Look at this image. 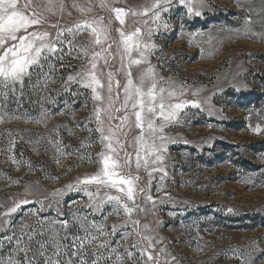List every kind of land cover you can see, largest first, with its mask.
Returning a JSON list of instances; mask_svg holds the SVG:
<instances>
[{
  "label": "rangeland",
  "instance_id": "rangeland-1",
  "mask_svg": "<svg viewBox=\"0 0 264 264\" xmlns=\"http://www.w3.org/2000/svg\"><path fill=\"white\" fill-rule=\"evenodd\" d=\"M72 2L67 0L69 7L61 26L84 19L70 7ZM150 3L151 0H118L116 6L138 8ZM209 4L204 18L187 23L183 33L173 26L159 39L153 37L159 47L158 59L153 57L152 63L162 76L177 85L183 84L186 93L181 99L198 100L202 109H185L189 115L178 125L165 129L177 142L168 145L165 171L153 172L147 189L156 203L154 208L151 202L146 203L150 211L141 223L151 222L155 228L152 235L161 241L155 247L165 250L153 252L154 256L159 255L160 264L166 260L167 264H243L238 258L241 254H264L259 251L264 250V162L259 158L264 154V136L251 130L257 123L264 127V121L258 119V113H264V37L247 38L230 30L241 26L245 16L250 15L253 30L264 32V21L255 23L264 17L260 11L264 3L209 0ZM249 8L250 13L246 11ZM113 26L117 27L118 22ZM74 43H86V35L78 36ZM76 57L77 50L66 48L62 62L52 61L54 70L42 91L27 86L23 95L17 94L16 101H8V115L16 118L8 121V115L0 113L6 121L0 124V213L14 201L25 198L43 201L45 205L51 202V207L37 216L31 213L39 208L38 203L22 206L14 214V221L23 218L24 222L34 224L43 217L47 227L49 221L58 218L57 208L63 213L59 219H71L73 212H90L86 207L90 203L88 194L66 190L77 178L98 170L99 165L87 157L95 160L102 150L99 134L88 130L95 124L93 101L87 90L70 82V91H64L67 77L84 66L83 59ZM193 92L198 94L193 96ZM42 112L49 118L36 123ZM40 137V144L29 143ZM49 138L65 145L59 162L48 144ZM11 139L15 144L9 152ZM12 157L20 163H14ZM142 175L143 187L147 175ZM29 190L31 195L25 196ZM61 190L64 195H53ZM138 202L143 203V198L138 197ZM110 208L105 205L106 210ZM101 215L96 212L89 219L100 221ZM126 219L123 214L106 218L107 226L117 225L112 242L119 241L121 252L137 239L135 235L129 240L119 238L126 230L121 227Z\"/></svg>",
  "mask_w": 264,
  "mask_h": 264
},
{
  "label": "snow or ice",
  "instance_id": "snow-or-ice-1",
  "mask_svg": "<svg viewBox=\"0 0 264 264\" xmlns=\"http://www.w3.org/2000/svg\"><path fill=\"white\" fill-rule=\"evenodd\" d=\"M117 2L73 0L70 7L84 19L71 26H61L60 21L69 7L67 0H0V113L8 115V101H16L17 94L23 95L27 86L42 91L54 70L52 61L62 62L66 48L77 50L76 58H82L84 66L67 77L64 91H70V82L87 90L93 101L95 124L88 130L99 134L98 143L102 148L95 160L87 157L99 165L98 170L66 186L68 192L88 194L90 203L86 207L90 212L87 214L73 212L71 219H59L63 213L57 208L58 218L49 221L47 227L43 217L34 224L24 222L23 218L14 221V214L24 205L39 204L31 213L33 216L51 207V202L45 205L43 201L33 202L27 198L14 201L0 213V264H160L159 255L154 256L153 252L165 250L155 247L161 243L152 235L155 228L151 222L141 223L150 211L146 203L151 202L153 208L156 203L147 189L152 173L165 171L168 145L177 142L165 129L185 119L189 115L185 109H201V102L181 99L186 93L183 84L177 85L160 74L158 66L152 63L159 47L153 37L159 39L173 26L183 33L187 23L204 18V10L210 4L209 0H151L147 6L136 8L118 7ZM246 11L250 13L252 9ZM260 11L264 12V7ZM262 21L264 17L255 23ZM117 22L118 26L114 27ZM253 23L251 16L246 15L241 26L230 30L247 38L264 37V32L253 30ZM81 35H86V43L77 46L74 41ZM249 111L251 116L252 110ZM4 115H0V124L6 122ZM14 118L8 115V121ZM48 118L46 112H42L35 122ZM258 119L264 121V113H258ZM251 130L257 136H264L260 123L251 126ZM41 140L43 137L29 143L38 145ZM9 144L11 152L15 140L11 139ZM48 144L52 145L59 162L65 145L58 140L53 143L51 138ZM259 158L264 162V154ZM28 167L31 169L32 165ZM142 173L147 175L143 187ZM81 185L96 187L82 188ZM64 194L61 190L53 195ZM28 195H31L30 190L25 192V196ZM138 197L144 202H138ZM105 205H110V210H106ZM96 212L102 213L100 221L89 219ZM112 214L127 217L121 226L126 230L120 234V239L129 240L133 235L137 238L123 252L119 251L118 240L112 242L117 225H106L107 216ZM235 251L239 253L238 249ZM259 251L264 253V250ZM238 258L243 264H264V254L258 257L241 254Z\"/></svg>",
  "mask_w": 264,
  "mask_h": 264
}]
</instances>
